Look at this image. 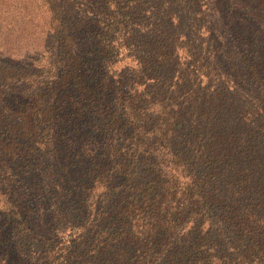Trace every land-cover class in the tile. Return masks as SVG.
Segmentation results:
<instances>
[{
    "label": "trees",
    "instance_id": "trees-1",
    "mask_svg": "<svg viewBox=\"0 0 264 264\" xmlns=\"http://www.w3.org/2000/svg\"><path fill=\"white\" fill-rule=\"evenodd\" d=\"M202 1L0 0V264H264V0Z\"/></svg>",
    "mask_w": 264,
    "mask_h": 264
},
{
    "label": "rangeland",
    "instance_id": "rangeland-1",
    "mask_svg": "<svg viewBox=\"0 0 264 264\" xmlns=\"http://www.w3.org/2000/svg\"><path fill=\"white\" fill-rule=\"evenodd\" d=\"M202 2L204 3L205 0H203ZM203 7L205 8V5ZM26 21H27V19H26ZM23 25L25 26V24H23ZM39 31H40V29H37V31L36 30H30L29 27H26V26H25V30L24 29L20 30L21 36H23L26 39L31 38L30 39L31 43H36V44L40 42V40H41L40 36H42V33H40ZM36 46H38V45H36Z\"/></svg>",
    "mask_w": 264,
    "mask_h": 264
}]
</instances>
